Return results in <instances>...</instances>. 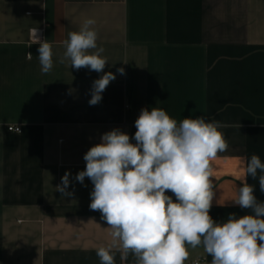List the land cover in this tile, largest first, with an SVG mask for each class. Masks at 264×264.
<instances>
[{
    "label": "crops",
    "instance_id": "obj_1",
    "mask_svg": "<svg viewBox=\"0 0 264 264\" xmlns=\"http://www.w3.org/2000/svg\"><path fill=\"white\" fill-rule=\"evenodd\" d=\"M87 19L105 49L101 73L59 62L68 33ZM33 28L52 45L47 74ZM105 72L116 78L90 106ZM152 107L177 122H221L229 148L211 161L209 215L220 223L249 214L231 200L241 158L264 162V0H0V264H100L111 229L89 208L91 180L75 177L104 133L118 128L135 144V120ZM65 172L72 195L56 191ZM247 182L264 202L258 178ZM112 251L115 264H131L118 244ZM188 251L184 264H211L202 246Z\"/></svg>",
    "mask_w": 264,
    "mask_h": 264
},
{
    "label": "clouds",
    "instance_id": "obj_2",
    "mask_svg": "<svg viewBox=\"0 0 264 264\" xmlns=\"http://www.w3.org/2000/svg\"><path fill=\"white\" fill-rule=\"evenodd\" d=\"M95 23L87 19L78 31L68 33L60 63L69 61L77 71L103 72L108 62L102 55L105 49L97 46V31L90 27ZM31 39L39 44L41 72L47 74L53 68L52 45L41 40L38 28L31 30ZM115 78L105 72L93 81L90 106L101 102ZM135 127V144L118 128L104 133L101 142L84 154L86 167L75 177L81 184L85 177L91 180L89 208L98 210L111 229L112 243L96 251L100 264H115L112 249L117 244L121 261L131 256V264H184L188 246H202L212 257L211 264H264V202L257 200L255 186L247 182L249 176L258 178L264 192L261 158L256 154L241 158L237 180L242 186L231 200L251 212L239 218L230 213L217 223L209 215L214 196L211 161L229 148L221 122L203 116L177 122L163 108L152 107L141 109ZM69 176L65 172L56 191L72 195L67 191Z\"/></svg>",
    "mask_w": 264,
    "mask_h": 264
},
{
    "label": "built area",
    "instance_id": "obj_3",
    "mask_svg": "<svg viewBox=\"0 0 264 264\" xmlns=\"http://www.w3.org/2000/svg\"><path fill=\"white\" fill-rule=\"evenodd\" d=\"M8 131L10 132H14V133H18L21 134L22 133V129L20 127H8Z\"/></svg>",
    "mask_w": 264,
    "mask_h": 264
}]
</instances>
